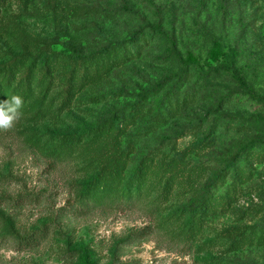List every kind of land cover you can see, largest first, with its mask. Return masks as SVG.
Here are the masks:
<instances>
[{
    "label": "rangeland",
    "instance_id": "1",
    "mask_svg": "<svg viewBox=\"0 0 264 264\" xmlns=\"http://www.w3.org/2000/svg\"><path fill=\"white\" fill-rule=\"evenodd\" d=\"M135 32L145 36L140 51L75 88L62 108L63 84L76 68L64 58L73 56L66 43L90 54ZM231 47L246 87L211 73L231 66ZM41 54L56 59L52 84L42 87L54 110L21 108L14 127L0 131V264H264V242L232 248L222 238L264 229V0H0V66L23 58L26 68ZM172 89L179 103L171 106L164 98ZM146 93L121 138L126 173L141 162L160 175L171 169L178 175L171 191L82 204L78 188L96 172L84 150L90 128ZM52 132L81 143L60 159L50 154ZM205 197L217 208L195 242L219 245L199 251L175 232L185 207Z\"/></svg>",
    "mask_w": 264,
    "mask_h": 264
},
{
    "label": "trees",
    "instance_id": "2",
    "mask_svg": "<svg viewBox=\"0 0 264 264\" xmlns=\"http://www.w3.org/2000/svg\"><path fill=\"white\" fill-rule=\"evenodd\" d=\"M144 38L145 36L141 32H135L128 42L109 45L90 54L82 46L74 42L66 43V47L72 51L73 56L64 58H70V60L75 62L76 68L71 73L68 82L63 84L62 93L65 94V98L62 101V108L68 107L74 96L75 88H80L84 83L95 76L97 77L104 70H110L122 63H126L132 57L133 52L138 53L141 41ZM40 57L39 63L35 59L33 65L26 68L23 66L26 60L23 58H16L14 63L0 66V101L10 99L13 95H19L23 100L21 108H26L29 113L38 115L43 110L46 112L54 110V104L51 102L47 103V95L43 92L42 87L47 84L48 89L52 84L53 80L50 77V72L56 59L44 54H41ZM229 57L231 58V66L229 68L226 66L212 68L211 73H229L241 86L246 87L244 77L236 68L237 60L240 57L236 47L230 48ZM36 70L42 73L41 77H35ZM187 73L186 71L181 72L180 78ZM149 96V93L144 94L141 96L140 101L131 106L129 110L113 115L96 128H90L89 131L93 132L94 137L84 147V150L88 149L87 159L91 165L95 164L96 172L91 179L78 188V200L82 204H89V201L99 203L108 200L113 203H127L135 199L139 201L143 199L144 194H149L152 191H162L161 197L164 198L171 191V183H174L178 178V175H175L173 170L166 169L160 175L159 171L155 173V169L150 162H141L136 170L129 175L126 173L129 158L128 152L124 151L123 148L122 150L120 149L121 138L131 119L142 107L147 105ZM165 99L168 100L171 106L173 103L178 104L179 97L176 89L170 90L164 101ZM149 127H151V124ZM84 133L86 132L81 134ZM78 136H66L52 132L50 141L54 146L50 148V154L60 159L63 156L72 155L76 146L81 143V138ZM94 143L97 145L95 146V151L92 150L91 152L92 144ZM250 147L245 149L243 153L237 154L236 157L234 156L232 161L236 162L232 164L233 169L236 168L237 161L250 151ZM258 147L264 153V143H260ZM256 159L257 157L251 158V161L256 162ZM224 173H219L217 179L222 178ZM235 175H238V170H235ZM157 177H159V180ZM216 208L217 205L207 201V197L191 208L185 207L182 214L183 220L179 223L178 231L175 232L176 236L192 246L197 245L195 239L203 230L206 217ZM224 237L232 248H240L248 244L263 243L264 229L253 227L250 232L226 231L222 234L223 239H225ZM218 245V240H210L202 245H197V249L206 251Z\"/></svg>",
    "mask_w": 264,
    "mask_h": 264
},
{
    "label": "clouds",
    "instance_id": "3",
    "mask_svg": "<svg viewBox=\"0 0 264 264\" xmlns=\"http://www.w3.org/2000/svg\"><path fill=\"white\" fill-rule=\"evenodd\" d=\"M23 100L19 95L0 101V131H9L20 117Z\"/></svg>",
    "mask_w": 264,
    "mask_h": 264
}]
</instances>
